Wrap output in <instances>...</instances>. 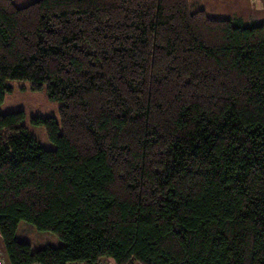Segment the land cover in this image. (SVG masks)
Segmentation results:
<instances>
[{"label": "trees", "instance_id": "trees-1", "mask_svg": "<svg viewBox=\"0 0 264 264\" xmlns=\"http://www.w3.org/2000/svg\"><path fill=\"white\" fill-rule=\"evenodd\" d=\"M0 0L6 264H264V21L194 0ZM21 223L59 247L18 239ZM112 261V262H111Z\"/></svg>", "mask_w": 264, "mask_h": 264}, {"label": "rangeland", "instance_id": "rangeland-1", "mask_svg": "<svg viewBox=\"0 0 264 264\" xmlns=\"http://www.w3.org/2000/svg\"><path fill=\"white\" fill-rule=\"evenodd\" d=\"M207 10L211 16L231 19L234 22L260 23L264 21V0H194ZM22 0H17L21 4ZM11 90L6 93L0 107L1 113L24 111V124L46 148H55L56 144L46 134L45 128L32 123L36 116H52L60 123V103L48 96L46 89L34 90L29 80L13 79L9 81ZM18 239L31 242L35 247H59L64 241L50 231H39L34 226L21 223L17 232ZM112 262V261H111Z\"/></svg>", "mask_w": 264, "mask_h": 264}, {"label": "built area", "instance_id": "built-area-1", "mask_svg": "<svg viewBox=\"0 0 264 264\" xmlns=\"http://www.w3.org/2000/svg\"><path fill=\"white\" fill-rule=\"evenodd\" d=\"M1 238H2V234L0 232V241H1ZM0 264H6L5 254H4V251L1 248V246H0ZM72 264H83V263L76 262V263H72Z\"/></svg>", "mask_w": 264, "mask_h": 264}]
</instances>
